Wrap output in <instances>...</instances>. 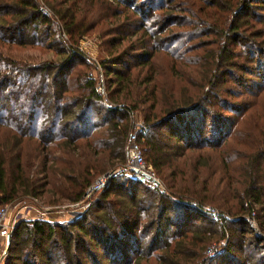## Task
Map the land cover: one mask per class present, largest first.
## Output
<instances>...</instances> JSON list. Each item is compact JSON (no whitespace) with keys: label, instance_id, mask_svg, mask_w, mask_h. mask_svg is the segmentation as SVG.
I'll return each mask as SVG.
<instances>
[{"label":"trees","instance_id":"obj_1","mask_svg":"<svg viewBox=\"0 0 264 264\" xmlns=\"http://www.w3.org/2000/svg\"><path fill=\"white\" fill-rule=\"evenodd\" d=\"M41 1L61 23L70 45L61 44L54 23L40 12L36 0H0V62L4 67L15 65L18 73L10 86L6 68L0 69V133L5 134L0 137V205L19 195L40 196L48 176L44 151L52 144L67 153L83 145L84 158L103 153L110 170L104 172L106 166L86 160L78 178L56 172L67 186L62 194L74 203L92 181L91 172L108 178L75 219H19L1 264H82L81 257L88 264H136L144 257L155 264H226L230 257L237 259L235 251L242 254L240 264H249L246 248L251 246L244 247L243 240L249 227L242 217L257 212L264 231V114L259 133L249 134L245 150L233 148L239 141L232 129L249 107L238 99L264 89V28L251 30L255 21L264 24L255 13L264 0ZM174 27L180 29L172 32ZM94 30L109 56L101 67L110 77L109 99L118 103L117 108L102 103L85 74L74 78V94L67 93L70 70L84 61L71 44ZM206 36L212 37L215 52L197 59L203 60L201 68H214L203 71L202 84L191 85L193 95L167 93L154 79L151 54L164 50L182 62L185 44ZM15 47H40L60 56L29 65L6 53ZM134 67L146 68L140 80L139 75L130 79ZM134 86L141 88L131 98ZM141 105L146 106L140 110L143 127L136 140L143 160L164 180L166 191L150 189L115 169L125 159L129 131L128 123L119 120L126 121L127 112ZM102 125L105 128L92 135ZM27 143L33 146L28 151ZM192 152L193 182L185 185L186 169L175 161ZM204 154L205 159L213 155L217 164L211 173L216 176L213 190L210 177H199ZM209 205L215 206L216 222L205 210ZM221 239L222 250L212 248L213 254L204 257L201 252ZM258 240L253 250L264 251V241ZM261 258L264 255L257 260Z\"/></svg>","mask_w":264,"mask_h":264},{"label":"rangeland","instance_id":"obj_2","mask_svg":"<svg viewBox=\"0 0 264 264\" xmlns=\"http://www.w3.org/2000/svg\"><path fill=\"white\" fill-rule=\"evenodd\" d=\"M38 2L39 8L41 6H44L48 10L47 16L52 20L54 23V30L56 33H58L59 36V41L63 45H70V40L68 36L62 31V26L61 23L58 21L57 17L48 9L46 5L41 0H36ZM257 20L262 19L264 21V7L261 9H258L255 11ZM254 27L251 29L254 31L255 29H260L264 28V24L262 23H257V21L252 23ZM180 28L179 27H174V30L172 32L178 31ZM197 44V47H191L190 49H187L190 44ZM73 47L76 48V50L82 55L84 58V61L80 64H75L73 65L72 69L70 70L67 78L70 79L69 81V89L70 92L68 91L67 93L72 95L74 94L73 92L76 91V84L74 82V78L77 77L78 80L79 75L85 74L86 76H89L93 80V86H94V79L96 77L97 72H101L104 86L106 88V91L108 93V98L107 101L112 104L113 101L110 100V92L113 88V86L108 84L109 76H106L102 70L101 63L106 61L109 56H107V53L105 51L106 47L103 46L101 43V40L99 39L96 30L94 31H89L83 33L79 38H75L74 44H71ZM177 43L173 45L176 46ZM186 49H185V60L182 62H177L176 60L173 59V56L170 54H167L163 52L164 50H158L156 52H153L151 54V58L149 60L151 68H153V74H154V79L158 82L159 85L163 86V89L168 93L172 92L175 94V96L183 95L185 94L186 96L188 95H193L194 94V87H192L195 84H202L200 82L201 75H203V71L205 69H210L212 67H205L201 68L199 65L203 63V60L197 59L198 57L206 58L210 55H212L215 52L216 45L212 41V37L206 36V37H201L199 39H195L194 41H191V43H187ZM117 50L112 54L114 55ZM11 56L13 59H17L21 61L22 63L25 62V64L29 65H36L41 63L42 61H57L59 59L60 55H55L53 51L42 49L40 47H22V48H11L7 50L6 52ZM110 55V57L112 56ZM207 62H211L209 59ZM195 64V65H194ZM4 65L0 62V69L3 71ZM6 70H4L3 73H5L6 78L10 77V86L14 84L13 79H15L18 75L17 73V68H15V65H10L6 64ZM214 68V67H213ZM212 68V69H213ZM146 69V68H145ZM145 69L141 67H134L130 69V79H133L136 75H139V80L143 75H145ZM0 70V71H1ZM137 72H141V74H136ZM235 76H238L237 73ZM66 79V78H65ZM227 83V81H226ZM192 85V86H191ZM264 85V83H263ZM227 86L228 83H227ZM135 86L132 88L131 92V98L134 97L135 92H139L141 87H138L134 89ZM251 90L255 88V85H252L249 87ZM134 89V92H133ZM136 90V91H135ZM188 94V95H187ZM238 100H245L244 104L248 107L247 112L242 116V119L238 121V123L235 125V128L233 127L232 133L234 131H237L236 137L237 140L239 141L238 144H233V148L235 150H245V146L249 139H251V136L249 134H254L257 135L259 133L260 125L262 124V116L264 114V89L262 92L258 93L256 96H250V97H242V99ZM118 105V103H116ZM115 104V105H116ZM144 106H140L137 110H131L130 112H127V119L126 121L119 120L121 124L123 123H128L129 125V130L132 129L133 124L140 122L142 124V116H141V108H144ZM117 108V107H116ZM104 116V115H102ZM101 116V117H102ZM109 117V116H105ZM261 119V120H260ZM98 119H94L93 122L97 121ZM108 121V120H106ZM106 124V123H105ZM107 125V124H106ZM105 128V125H102V127H99L95 129L92 132V135H96L98 132L103 130ZM4 130L2 129V132ZM209 132V130H206ZM0 137L5 136V134L0 133ZM204 134V131H203ZM206 136V135H205ZM125 142V141H124ZM229 142H233V138L229 137ZM27 143L25 146V150L28 151L29 147H33ZM231 144L232 143H228ZM124 148H125V143H124ZM62 148L58 147L56 144H52L47 146L46 150L44 152H47V162L46 166H50L51 168L47 167V184L43 187V190L41 191L40 196L34 198H31L29 196H22L19 195L17 198H15L12 202H17L15 203L14 208L11 207V209L14 211H19L22 215L24 214V217L21 219H32V218H37V219H43L47 220L49 222H59V221H65L69 219H75L81 215V213L86 209L84 207H79V204L76 206L74 205V202L68 201L65 196L62 193H67V186H64L65 183L62 179V177L58 176L56 174H63V175H68L70 178L76 177L78 178L79 176L83 175V166L86 163V160H92L93 162L96 163L98 161L99 166H106L104 172H109L110 168L108 166V163L105 158H103V153H98L95 155V158H92L91 156H88L84 158L83 154L86 153V148L82 145L79 148L75 149L74 151L71 150L70 153L63 152L61 151ZM63 152L64 154L60 153ZM125 152V149H124ZM83 153V154H82ZM43 156H46L45 153L42 154ZM194 152L190 154H186L184 156L178 157V161H175V165L177 163L182 164V167L186 169V174L184 175L183 179V184L185 185H191L193 182V175L189 174L190 172V162L191 158L193 157ZM206 154L203 155V160L201 161L200 164H202L201 171L199 174V177L201 176L202 178H209V185H210V190H213V187L216 182V176H212V171L214 168L215 163V157L213 155H210L208 159H205ZM52 159V160H51ZM185 159V160H184ZM40 161V160H39ZM52 161V162H51ZM151 170H153L154 175L156 178L159 179L161 183V189L163 191H166L167 187L164 182V180L155 172L153 168H151L150 164L145 162ZM125 164V159L122 163V165H118L115 169L119 168L123 170L124 175L129 177L131 180H136L131 178V174L125 169L124 167ZM217 165V164H216ZM37 166V162L34 163V166L31 167L30 172L35 170ZM53 170V171H51ZM90 173V172H89ZM103 173V172H101ZM101 173H96V172H91L89 174V179L92 180V178L95 175L101 174ZM189 174V175H188ZM41 176L40 174H37V177ZM56 179V181H55ZM59 179V180H58ZM137 181V180H136ZM141 182V181H137ZM177 183H180L178 178H177ZM63 187V188H62ZM199 190L202 188V185H198ZM159 191H161L160 188H158ZM217 193V192H216ZM95 197V194H91L88 197V202H91V200ZM216 197H219L216 195ZM34 199V200H33ZM215 208L213 205H209ZM207 207V208H212V207ZM255 206V205H254ZM24 208L26 210V213H24ZM217 209V208H216ZM208 212V211H207ZM256 212V209L254 210ZM210 218L212 221L216 222L217 218L214 217L213 215L209 214ZM252 216L248 217H242L245 219V221L248 223H254V228L248 223L249 231L248 234L245 235L244 237V247L246 246H251V248H246V252H248L251 255L252 261L249 264H264V259H259L261 255H264V251L262 250H253V245L259 241L258 239H262L264 241V231L260 229L259 227V222L256 220V214H251ZM252 218V219H251ZM248 220V221H247ZM200 222V221H199ZM194 226H197L199 223H193ZM197 224V225H196ZM206 226L205 223H201ZM216 237V236H214ZM213 237V238H214ZM261 241V240H260ZM6 243V240H5ZM225 240L221 239L218 241L217 244H211L210 247H207L203 252V256H208L212 255V250L216 248L215 250L220 251L222 250V246H224ZM222 245V246H221ZM218 246V247H217ZM264 246V242H263ZM6 247V244H5ZM7 248V247H6ZM213 248V249H212ZM221 248V249H220ZM6 251V249H5ZM235 260H233L231 257L228 258L226 261V264H240L239 262H242V254L235 251L234 255ZM131 257H133L131 255ZM145 258V261H144ZM140 259L136 264H155L154 259L150 257H144ZM84 258H80V262L82 264H88L84 262ZM194 264V263H192Z\"/></svg>","mask_w":264,"mask_h":264},{"label":"built area","instance_id":"obj_3","mask_svg":"<svg viewBox=\"0 0 264 264\" xmlns=\"http://www.w3.org/2000/svg\"><path fill=\"white\" fill-rule=\"evenodd\" d=\"M40 12L48 14V10L44 7H40ZM94 90L100 96L102 103L107 107H116L114 104H110L107 101L106 89L104 86L101 72H97L94 79ZM142 124L140 122L133 124L131 130L128 131L125 139V169L131 174V178L141 181L146 184L150 189H161V183L154 175L153 170L145 163L142 158V154L137 143V134L142 130ZM108 175L99 174L95 176L92 181L86 186L81 196V199L74 205L86 208L89 204L88 197L98 188L103 186L107 182ZM162 190V189H161ZM15 203L11 202L0 205V264L2 262L5 253V240L11 234L16 222L24 217L19 211H14ZM209 214L217 218V211L214 208H207ZM24 213L26 210L24 208ZM252 216V215H250ZM248 216V219L249 217ZM253 217V216H252ZM252 219V218H251ZM248 221V220H247ZM248 223L254 228V223ZM263 239V238H262Z\"/></svg>","mask_w":264,"mask_h":264},{"label":"water","instance_id":"obj_4","mask_svg":"<svg viewBox=\"0 0 264 264\" xmlns=\"http://www.w3.org/2000/svg\"><path fill=\"white\" fill-rule=\"evenodd\" d=\"M5 244H6V247H7V245H8V237L6 238V243Z\"/></svg>","mask_w":264,"mask_h":264}]
</instances>
